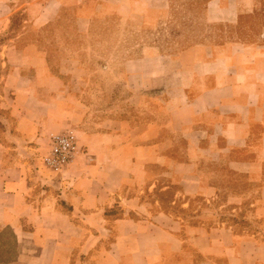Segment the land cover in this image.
Here are the masks:
<instances>
[{"label": "crops", "instance_id": "0c3cea01", "mask_svg": "<svg viewBox=\"0 0 264 264\" xmlns=\"http://www.w3.org/2000/svg\"><path fill=\"white\" fill-rule=\"evenodd\" d=\"M259 3L208 0L207 17L237 26ZM165 7L0 0V226L19 244L11 264H264V23L208 55L203 45L165 55L145 90L165 98L143 116L90 122L83 89L65 82L81 61L51 66L63 22L81 36L96 17ZM65 129L80 151L57 175L36 160Z\"/></svg>", "mask_w": 264, "mask_h": 264}, {"label": "rangeland", "instance_id": "374dc122", "mask_svg": "<svg viewBox=\"0 0 264 264\" xmlns=\"http://www.w3.org/2000/svg\"><path fill=\"white\" fill-rule=\"evenodd\" d=\"M207 1L165 0L164 10L148 15L136 12L126 18L118 13L96 17L89 32L81 36L72 32V26L66 31L67 22L58 26L54 36L58 39L47 46L58 60L52 63L54 71H59L63 57L74 56L81 61L73 63L72 74L65 76V82L83 89L78 98L84 110L89 109L90 122L143 116L147 109L155 110L162 104L165 93L158 92L162 89L145 90L149 87L146 80L156 84L159 73L165 70V55L176 57L197 45L205 46L199 53L208 55L211 47L226 40L255 38L261 33L264 0H260L258 14L240 15L237 26L225 20L210 21ZM42 156L36 161L50 172L43 165ZM11 231L0 226V264H11L19 258V244L11 238Z\"/></svg>", "mask_w": 264, "mask_h": 264}, {"label": "built area", "instance_id": "2783aa9c", "mask_svg": "<svg viewBox=\"0 0 264 264\" xmlns=\"http://www.w3.org/2000/svg\"><path fill=\"white\" fill-rule=\"evenodd\" d=\"M79 151L74 130L51 133L48 151L42 156L43 165L53 174H61L74 163Z\"/></svg>", "mask_w": 264, "mask_h": 264}, {"label": "trees", "instance_id": "16d2710c", "mask_svg": "<svg viewBox=\"0 0 264 264\" xmlns=\"http://www.w3.org/2000/svg\"><path fill=\"white\" fill-rule=\"evenodd\" d=\"M53 64L51 63V66H52ZM1 129H2V127H1ZM9 228V227H8ZM10 230H11V228H10ZM11 238H13L14 239V241H15V244L17 245V238H16V236L14 235V233H13V231H11Z\"/></svg>", "mask_w": 264, "mask_h": 264}]
</instances>
